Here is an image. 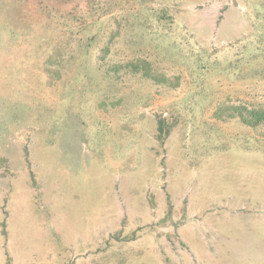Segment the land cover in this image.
<instances>
[{
	"label": "rangeland",
	"instance_id": "rangeland-1",
	"mask_svg": "<svg viewBox=\"0 0 264 264\" xmlns=\"http://www.w3.org/2000/svg\"><path fill=\"white\" fill-rule=\"evenodd\" d=\"M244 106L264 0H0V264H264Z\"/></svg>",
	"mask_w": 264,
	"mask_h": 264
},
{
	"label": "trees",
	"instance_id": "trees-1",
	"mask_svg": "<svg viewBox=\"0 0 264 264\" xmlns=\"http://www.w3.org/2000/svg\"><path fill=\"white\" fill-rule=\"evenodd\" d=\"M142 65L139 64H127L126 67H131L132 71L135 73L140 72V70L144 71L146 76H151L149 73V64L147 62L143 63V69H141ZM238 110V117L241 121L252 128L264 125V107L256 108V107H242L241 109L237 108ZM164 131V122H159V132ZM169 130H167V134H169Z\"/></svg>",
	"mask_w": 264,
	"mask_h": 264
}]
</instances>
